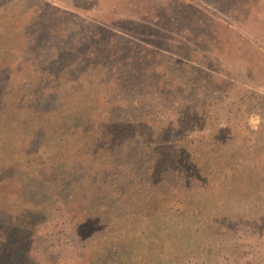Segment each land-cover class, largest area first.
Masks as SVG:
<instances>
[{"label": "rangeland", "instance_id": "1", "mask_svg": "<svg viewBox=\"0 0 264 264\" xmlns=\"http://www.w3.org/2000/svg\"><path fill=\"white\" fill-rule=\"evenodd\" d=\"M0 264H264V0H0Z\"/></svg>", "mask_w": 264, "mask_h": 264}, {"label": "flooded vegetation", "instance_id": "2", "mask_svg": "<svg viewBox=\"0 0 264 264\" xmlns=\"http://www.w3.org/2000/svg\"><path fill=\"white\" fill-rule=\"evenodd\" d=\"M246 62H251V61H249L248 59H246L245 62H244V64H245ZM251 63H252V62H251ZM261 68H262V67L259 68L256 64H252V67L250 66V67H249V70H250L251 72H253L254 75L262 77L261 74H260V73H261V72H260V71H261ZM223 78H225V79L228 80V81L231 80V82L234 83V79H233L232 77H231L230 79H228L227 77L224 76ZM243 86H244V85H243ZM243 86H240V87L242 88Z\"/></svg>", "mask_w": 264, "mask_h": 264}, {"label": "trees", "instance_id": "3", "mask_svg": "<svg viewBox=\"0 0 264 264\" xmlns=\"http://www.w3.org/2000/svg\"><path fill=\"white\" fill-rule=\"evenodd\" d=\"M179 153H181L180 150H179ZM138 227H142V226H141V225H138ZM134 229H136V226H135L134 228H132L131 230H134ZM120 235L123 236V239L121 240V242L127 239V234L124 233V232H122L121 234H119L118 236H115V237L118 238V237H120ZM119 241H120V240H119ZM114 243H115V242H114ZM126 245H129L128 241L126 242ZM115 246H116V245H115ZM112 247H113V246H112ZM129 255H130V257H131V256H132V253H130ZM127 257H128L127 255H123V256H121V259L126 260V259H128Z\"/></svg>", "mask_w": 264, "mask_h": 264}]
</instances>
